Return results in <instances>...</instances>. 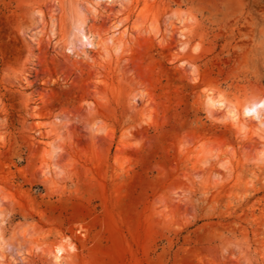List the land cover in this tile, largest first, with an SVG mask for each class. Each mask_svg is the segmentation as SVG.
Segmentation results:
<instances>
[{
	"label": "rangeland",
	"instance_id": "rangeland-1",
	"mask_svg": "<svg viewBox=\"0 0 264 264\" xmlns=\"http://www.w3.org/2000/svg\"><path fill=\"white\" fill-rule=\"evenodd\" d=\"M263 100L264 0H0V264H264Z\"/></svg>",
	"mask_w": 264,
	"mask_h": 264
},
{
	"label": "bare ground",
	"instance_id": "bare-ground-1",
	"mask_svg": "<svg viewBox=\"0 0 264 264\" xmlns=\"http://www.w3.org/2000/svg\"><path fill=\"white\" fill-rule=\"evenodd\" d=\"M84 38L87 39L86 36H84ZM209 99L211 100L212 103H215V104L218 103V104H220L222 106L225 105V103L223 101L216 100L212 96H210ZM260 104H262L264 106V100L262 102H260ZM256 108H257L256 104H254L252 106H247L245 108V110H244V113L247 114V115H251L253 112H255ZM231 112L234 113L233 110ZM55 249H56V255H55L56 258L57 259L61 258L63 256L64 252H65V249L62 246H56Z\"/></svg>",
	"mask_w": 264,
	"mask_h": 264
}]
</instances>
